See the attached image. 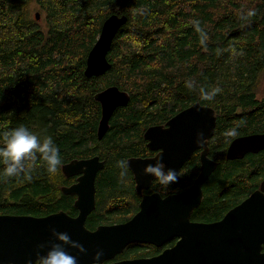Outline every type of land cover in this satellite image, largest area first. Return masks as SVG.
I'll return each instance as SVG.
<instances>
[{
  "label": "trees",
  "instance_id": "trees-1",
  "mask_svg": "<svg viewBox=\"0 0 264 264\" xmlns=\"http://www.w3.org/2000/svg\"><path fill=\"white\" fill-rule=\"evenodd\" d=\"M30 5L42 24L35 14L29 17ZM111 14L126 16L107 53L111 67L87 78V54ZM194 20L207 33L203 44ZM262 78L264 0H0V145L4 131L23 124L41 138L51 136L62 161L55 174L42 160L29 161L30 178L7 177L0 165V215H74L72 198L60 193L66 183L61 166L98 156L104 167L86 227L125 220L137 210L138 198L131 173L122 177L117 161L150 155L144 130L197 102L215 111L208 147L217 167L191 218L218 220L264 178V151L225 158L232 139L264 132V95L256 93ZM110 86L125 91L130 101L115 110L98 140L94 95ZM201 87L220 91L203 101ZM231 128L237 136L226 135ZM196 162V157L187 162L176 184L165 189L153 182L152 188L161 196L185 190L197 173ZM145 249L158 251L129 247L122 257L142 256Z\"/></svg>",
  "mask_w": 264,
  "mask_h": 264
},
{
  "label": "water",
  "instance_id": "water-1",
  "mask_svg": "<svg viewBox=\"0 0 264 264\" xmlns=\"http://www.w3.org/2000/svg\"><path fill=\"white\" fill-rule=\"evenodd\" d=\"M125 24L124 15L111 14L105 19L87 54L85 77H100L110 69L107 53ZM94 101L100 105L96 130L100 140L107 132L115 110L125 107L130 96L110 86L96 93ZM215 127V111L197 102L180 110L165 124L147 127L142 138L147 149L155 155L127 159L135 191L141 196L139 211L125 224L99 227L94 232L84 228V221L95 208L94 180L104 162L93 156L63 164L61 172L65 178L77 176L76 183L61 188L63 195L76 197L73 206L79 211L77 217L70 218L65 212L39 218L1 214L0 264H26L28 258L35 259L36 245L50 239V226L68 232L73 240L85 246L88 252L78 257L79 264H91V257L98 248L104 250L102 259L109 260L130 243L159 245L175 237L179 238L176 245L158 257L119 264H264V253L261 252L264 244V178L258 189L228 210L222 220L209 224L190 221L193 211L201 204L202 187L217 167L209 157L208 147ZM198 132L204 133L202 144L196 142ZM196 151H199V172L188 189L165 197L157 193L143 194L153 179L142 174L146 164L162 156L166 166L175 169L179 176L180 169ZM262 151L264 132L253 133L232 139L225 158L242 159L247 154Z\"/></svg>",
  "mask_w": 264,
  "mask_h": 264
},
{
  "label": "clouds",
  "instance_id": "clouds-1",
  "mask_svg": "<svg viewBox=\"0 0 264 264\" xmlns=\"http://www.w3.org/2000/svg\"><path fill=\"white\" fill-rule=\"evenodd\" d=\"M249 12L248 15H252ZM193 24L199 34L200 42L203 44L207 40V33L201 28L200 21L194 20ZM188 87H192L189 81ZM200 97L203 101H211L215 98L220 89L211 90L201 87ZM226 135L235 137L238 135L236 128H231ZM3 143L0 145V165H3L2 174L10 178H30L28 175V162L42 160L49 174H55L61 164V153L59 146L51 136L41 138L39 135L30 131L23 124L6 130L2 133ZM204 133H197V143L202 144ZM121 169V176L127 175L129 161L121 159L117 161ZM143 175L153 178L159 186L167 189L178 182L180 177L177 171L169 168L163 162V157L148 163L143 168ZM50 239L36 245L35 259L28 258L26 264H79L78 257L86 255L88 250L78 240H73L68 232L57 231L50 226ZM103 249H96L91 257V264H103Z\"/></svg>",
  "mask_w": 264,
  "mask_h": 264
},
{
  "label": "flooded vegetation",
  "instance_id": "flooded-vegetation-1",
  "mask_svg": "<svg viewBox=\"0 0 264 264\" xmlns=\"http://www.w3.org/2000/svg\"><path fill=\"white\" fill-rule=\"evenodd\" d=\"M100 108V107H99ZM165 124V123H164ZM108 129H109V127H108ZM146 146V145H145ZM147 148V147H146ZM148 150V149H147ZM149 151V150H148ZM149 153H151L150 155H147V156H141L142 158H148V157H152L153 155H155V153H153V152H150L149 151ZM193 157H196V159H197V168H196V171H197V173H196V175L192 178V180H191V183H190V185L186 188V189H188L191 185H192V183H193V181H194V179H195V177L197 176V174H198V172H199V151H196L192 156H191V158H193ZM210 157V156H209ZM190 158V159H191ZM189 159V160H190ZM188 160V161H189ZM213 160V159H212ZM188 161H186L185 162V164L183 165V167L181 168V170H180V172H179V175L181 174V171H183V169H184V167H186L187 166V162ZM214 161V160H213ZM215 162V161H214ZM217 163V162H216ZM102 170V169H101ZM100 170V171H101ZM129 170V169H128ZM60 171H61V169H60ZM100 171H98L97 172V174H96V177H95V180H94V184H95V182H96V178H97V175H98V173L100 172ZM129 172H130V170H129ZM131 173V172H130ZM61 174H62V172H61ZM132 175V174H131ZM63 176V175H62ZM64 177V176H63ZM180 177V176H179ZM64 179L66 180V183L62 186V187H68V186H70V185H72V184H74V183H76V180H77V176H74V177H70V178H65L64 177ZM180 180V179H179ZM132 181H133V176H132ZM153 182L154 181H152V183H151V185H150V187H149V189H147L146 191H143V194H146V195H151V194H153V193H157V194H159L160 196H161V194H160V191H154V189L152 188V184H153ZM179 182V181H178ZM260 182H261V180L259 181V183H258V187H259V184H260ZM133 184H134V181H133ZM62 187H60V193H61V188ZM258 187L256 188V189H254V190H257L258 189ZM203 188V187H202ZM185 189V190H186ZM253 190V191H254ZM134 191H135V184H134ZM184 191V190H183ZM252 191V192H253ZM181 192V191H180ZM251 192V193H252ZM175 193H177V192H175ZM203 193V192H202ZM250 193V194H251ZM62 194V193H61ZM135 194H136V196H137V198H138V204H137V210L135 211V213L133 214V215H131L130 217H128V218H126L125 220H123V221H121V222H119V223H114V224H106V225H98V226H96V227H94L93 229H88L87 227H86V219H87V217H88V215L91 213H89L88 215H87V217H86V219H85V221H84V228L87 230V231H89V232H94V231H96L99 227H108V226H113V225H120V224H125V223H127L128 221H130L131 219H132V217L139 211V203H140V200H141V196H139V195H137V193H136V191H135ZM249 194V195H250ZM63 195V194H62ZM248 195V196H249ZM65 196V195H64ZM247 196V197H248ZM70 198H72V206H73V203H74V201H75V196H69ZM95 197H96V189H95ZM161 197H165V196H161ZM247 197H245L244 199H242L238 204H240L243 200H245ZM237 204V205H238ZM236 206V205H235ZM95 208H96V198H95ZM95 208H94V210H95ZM233 208V207H232ZM73 209L75 210V214L74 215H68L67 213V215L70 217V218H76L77 217V215H78V210L73 206ZM93 210V211H94ZM92 211V212H93ZM58 212H63V211H58ZM55 213H57V212H55ZM54 214V213H53ZM9 215H13V214H9ZM15 215H18V214H15ZM50 215V214H49ZM24 216H29V215H24ZM46 216H48V215H46ZM46 216H42V217H46ZM224 216V215H223ZM223 216L222 217H220L218 220H216V221H214V222H210V223H215V222H218V221H220V220H222V218H223ZM31 217H34V216H31ZM39 218V217H38ZM190 221L192 222V223H203V222H198V221H195V220H192V218L190 217ZM205 224H209V223H205ZM179 240V238H173V239H169V240H167V241H165V242H163V243H161V244H159V245H153V244H149V243H142V242H133V243H130V244H128V245H126L123 249H122V251L121 252H119L118 254H116L112 259H109V260H103V264H119V263H122V262H125V261H133V260H140V259H151V258H155V257H158V256H160L164 251H166V250H170V249H172L175 245H176V243H177V241ZM135 246H142V247H149V248H151V247H153V248H155V249H157L158 251L156 252V251H153V250H151V249H145V251H144V253L142 254V256H133V257H122V255H123V253H124V251L127 249V248H129V247H135ZM261 252L262 253H264V244L262 245V247H261Z\"/></svg>",
  "mask_w": 264,
  "mask_h": 264
},
{
  "label": "rangeland",
  "instance_id": "rangeland-1",
  "mask_svg": "<svg viewBox=\"0 0 264 264\" xmlns=\"http://www.w3.org/2000/svg\"><path fill=\"white\" fill-rule=\"evenodd\" d=\"M28 12H29V17L33 18L34 14H38L39 12L34 10V5H30L28 8ZM38 21L40 22V24H42V17L38 16ZM264 78H262L259 82V86L258 89L256 91V93L259 95V97H261L262 95H264Z\"/></svg>",
  "mask_w": 264,
  "mask_h": 264
},
{
  "label": "bare ground",
  "instance_id": "bare-ground-1",
  "mask_svg": "<svg viewBox=\"0 0 264 264\" xmlns=\"http://www.w3.org/2000/svg\"><path fill=\"white\" fill-rule=\"evenodd\" d=\"M35 18H36V14H35ZM104 21H105V20H104ZM104 21H103V22H104ZM102 24H103V23H102ZM101 26H102V25H101ZM100 29H101V28H100ZM97 38H98V37H97ZM96 40H97V39H96ZM95 42H96V41H95ZM92 47H93V46H92ZM96 103H97V102H96ZM99 107H100V105H99ZM175 115H176V114H175ZM172 117H173V116H172ZM99 119H100V118H99ZM168 120H169V119H168ZM168 120H167V121H168ZM109 121H110V120H109ZM167 121H166V122H167ZM166 122H165V123H166ZM97 125H98V124H97ZM108 127H109V122H108ZM96 130H97V129H96ZM96 137H97V136H96ZM225 155H226V154H225ZM252 155H257V154H252ZM245 156H246V155H245ZM215 169H216V168H215ZM180 170H181V169H180ZM179 172H180V171H179ZM195 210H196V209H195Z\"/></svg>",
  "mask_w": 264,
  "mask_h": 264
}]
</instances>
